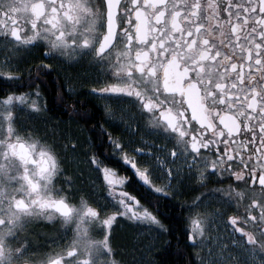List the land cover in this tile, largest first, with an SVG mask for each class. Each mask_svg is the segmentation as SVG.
Here are the masks:
<instances>
[{"label": "snow or ice", "instance_id": "snow-or-ice-1", "mask_svg": "<svg viewBox=\"0 0 264 264\" xmlns=\"http://www.w3.org/2000/svg\"><path fill=\"white\" fill-rule=\"evenodd\" d=\"M32 50L86 60L98 98L123 101L129 128L165 141L153 151L109 134L135 181L92 155L107 195L74 184L64 158L77 141L41 129L38 85L19 91L18 57ZM0 80V264H37L22 233L39 218L63 241L39 264H124L118 218L166 230L130 186L172 195L182 174L205 189L185 220L199 264H264V0H0Z\"/></svg>", "mask_w": 264, "mask_h": 264}, {"label": "flooded vegetation", "instance_id": "flooded-vegetation-1", "mask_svg": "<svg viewBox=\"0 0 264 264\" xmlns=\"http://www.w3.org/2000/svg\"><path fill=\"white\" fill-rule=\"evenodd\" d=\"M42 60L52 67L41 66L38 69ZM18 61L22 77L19 91H30L29 85L34 83L39 87L41 103L46 104L47 122H41V129L57 125L58 130H63L78 143L76 151L68 152L64 158V168L77 187L95 191L102 198L107 195L102 173L89 163L92 155L105 161L109 167H115L119 176L127 175L132 181L136 180L131 167L111 154L109 134L122 137L133 145L140 144L143 138L147 142L146 147L153 151H160L165 143L162 138L136 131V124L128 127L121 114L128 111L129 105L123 101L98 98L92 91L94 69L86 60L68 61L59 55L56 59H49L42 51L32 50L22 53ZM9 90L10 85L0 80V94ZM11 90L15 91L16 86H11ZM106 105L112 108L111 112L106 111ZM181 179L183 186L177 184L172 195L153 193L149 197L142 188H137L135 184L130 186L138 198L151 200L166 230L146 222L118 218L112 226L113 235L119 253L117 258L123 257L124 264H199L197 252L187 240L185 220L188 203L205 189H200L198 182L185 178L183 174ZM215 179L208 185L209 188L217 186ZM61 231L58 223L39 218L22 233L32 241L35 250L33 259L37 264L55 248L54 240L63 242L59 239ZM202 254L207 255V249Z\"/></svg>", "mask_w": 264, "mask_h": 264}]
</instances>
